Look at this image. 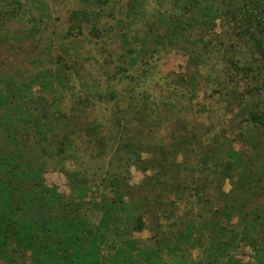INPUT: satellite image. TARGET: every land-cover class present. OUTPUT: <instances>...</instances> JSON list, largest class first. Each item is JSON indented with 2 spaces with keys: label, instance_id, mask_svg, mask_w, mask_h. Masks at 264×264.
<instances>
[{
  "label": "rangeland",
  "instance_id": "rangeland-1",
  "mask_svg": "<svg viewBox=\"0 0 264 264\" xmlns=\"http://www.w3.org/2000/svg\"><path fill=\"white\" fill-rule=\"evenodd\" d=\"M248 1L1 5L0 93L20 108L0 124V156L33 174L21 194L58 196L56 217L97 226L112 206L98 264L129 240L138 264H264V126L251 119H264V31L239 11ZM221 225L239 233L227 257L213 249L233 236Z\"/></svg>",
  "mask_w": 264,
  "mask_h": 264
},
{
  "label": "trees",
  "instance_id": "trees-1",
  "mask_svg": "<svg viewBox=\"0 0 264 264\" xmlns=\"http://www.w3.org/2000/svg\"><path fill=\"white\" fill-rule=\"evenodd\" d=\"M3 3L5 0H0V8ZM243 9L253 14L255 21L253 25L264 31V0H249L239 8V11L242 12ZM8 11L0 10V14L6 12L9 15ZM217 16L218 13H215L213 19ZM262 39H256L257 47L264 45V36ZM8 89H10L9 84ZM10 103L9 94L7 96L0 93V124L15 107L20 108L18 104L11 107ZM251 119L264 126V119L259 114L252 113ZM14 157L11 153L0 156V264H14L10 247L16 253L20 250L30 253L35 264H98L100 247L106 237V233L101 228L111 221V218L113 219L111 212L107 210L112 206L105 202L101 203L102 205L98 207L102 210L101 223L97 226L90 224L85 218H75L70 214H61L56 217L53 215V206L58 196L53 192L45 196L33 188L30 194H21L22 185H30L34 176L20 159H17V162ZM231 157L233 164L237 162L239 166V156L232 153ZM230 169L231 167L227 168V171ZM40 201L50 206V215L47 218L37 216ZM239 211L241 210H237L238 213ZM243 216L246 217V214L244 213L242 218ZM219 227H221L219 233L222 237L226 238L228 234L233 235L224 242L221 238L216 239L213 246L219 256L227 257L239 233L227 230L222 225ZM134 228L136 230L143 228L140 218L136 221ZM132 243L129 240L126 242L127 248H118L111 258V264H132V262L138 264L133 260L132 262L124 260V256L130 255L133 250ZM138 254L149 263L154 262L153 252L142 249L138 250Z\"/></svg>",
  "mask_w": 264,
  "mask_h": 264
}]
</instances>
